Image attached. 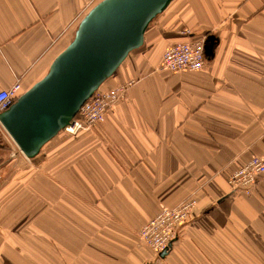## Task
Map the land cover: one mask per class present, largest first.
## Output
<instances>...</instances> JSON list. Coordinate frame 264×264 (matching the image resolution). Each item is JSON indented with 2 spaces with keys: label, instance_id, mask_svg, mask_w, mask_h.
<instances>
[{
  "label": "crops",
  "instance_id": "0c3cea01",
  "mask_svg": "<svg viewBox=\"0 0 264 264\" xmlns=\"http://www.w3.org/2000/svg\"><path fill=\"white\" fill-rule=\"evenodd\" d=\"M102 0H0V91L40 81ZM185 30L190 36L183 34ZM204 39L198 72L161 69ZM132 82L90 132H59L33 159L0 135V264H264V0H173L102 84ZM194 200L163 257L139 240L161 208Z\"/></svg>",
  "mask_w": 264,
  "mask_h": 264
},
{
  "label": "water",
  "instance_id": "95a60500",
  "mask_svg": "<svg viewBox=\"0 0 264 264\" xmlns=\"http://www.w3.org/2000/svg\"><path fill=\"white\" fill-rule=\"evenodd\" d=\"M172 1L102 0L89 10L47 74L0 114L2 126L25 158H35L142 46L147 27Z\"/></svg>",
  "mask_w": 264,
  "mask_h": 264
},
{
  "label": "built area",
  "instance_id": "2783aa9c",
  "mask_svg": "<svg viewBox=\"0 0 264 264\" xmlns=\"http://www.w3.org/2000/svg\"><path fill=\"white\" fill-rule=\"evenodd\" d=\"M183 34L190 36L191 32L185 30ZM205 64L204 39L189 38L165 51L161 69L173 73L198 72L204 68ZM131 84L132 82H128L107 91L99 89L80 107L76 116L63 128L62 132L72 136L90 132L94 126L103 121L107 111L124 98ZM21 92L19 81H16L10 89L0 91V114L19 98ZM0 135L7 136L14 143L1 122ZM14 146L17 147L15 143ZM16 149L19 151L18 148ZM263 175L264 157L253 155L244 166L228 176L226 182L231 194L251 195L253 187ZM195 203L194 200H186L173 208H161L160 212L139 230V240L155 257L159 258L163 251H168L177 241L179 230L189 220Z\"/></svg>",
  "mask_w": 264,
  "mask_h": 264
}]
</instances>
